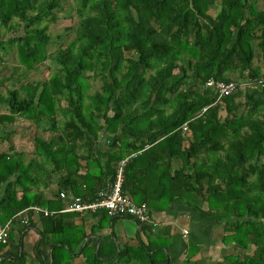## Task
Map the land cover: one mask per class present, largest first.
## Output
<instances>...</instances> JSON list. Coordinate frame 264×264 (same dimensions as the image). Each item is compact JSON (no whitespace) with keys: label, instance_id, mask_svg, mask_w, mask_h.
<instances>
[{"label":"trees","instance_id":"16d2710c","mask_svg":"<svg viewBox=\"0 0 264 264\" xmlns=\"http://www.w3.org/2000/svg\"><path fill=\"white\" fill-rule=\"evenodd\" d=\"M74 1L79 20L52 55L54 70L29 80L47 58L61 0H0V63L16 45L19 65L7 79L20 83L0 94V144L11 140L6 127L17 117L37 132L28 161L12 142L0 148V221L22 225L17 239L13 227L0 244V264H28L22 233L39 224L40 264H172L169 238L153 237L147 223V241L122 245L113 231L89 237L117 217L107 210L60 212L73 197L97 198L123 159V190L136 202L155 211L202 199L206 215L225 221L224 241L244 252L228 254L225 264H264V86L220 96L206 85L210 78L264 83V0ZM97 78L101 88L93 90ZM33 205L58 212L30 210L23 223L20 213ZM98 215L100 227H88ZM13 242L16 257L4 250ZM198 250L190 244L187 257Z\"/></svg>","mask_w":264,"mask_h":264},{"label":"crops","instance_id":"0c3cea01","mask_svg":"<svg viewBox=\"0 0 264 264\" xmlns=\"http://www.w3.org/2000/svg\"><path fill=\"white\" fill-rule=\"evenodd\" d=\"M16 131L18 130L14 132ZM5 141L6 143L8 142L7 139H3L2 143L4 144ZM105 141L106 136H101L99 142L96 144V148L101 149L105 145ZM26 158L27 153L25 152V160L28 161ZM179 165L180 161L178 159L173 161L174 168H177ZM55 184L54 179L51 184L52 188L55 187ZM207 210L208 205L206 201L198 199L195 205L186 201H176L167 209L151 211L152 217L147 223L151 228V235L153 237L161 236L169 238V246L166 248V251L169 256L168 259H170L172 264H225V258L228 254L244 253L234 243H226L224 241V236L227 234L224 231L225 221H218L214 217L206 215L205 212ZM34 218L36 219L37 217ZM70 219L73 218L68 217V220ZM99 220L100 215L89 217L86 225L98 228L100 227ZM39 225L29 226L22 233L24 237L21 238L19 251L24 247L28 264H40V260L35 254V246L38 244L37 240L41 236ZM141 226L132 217L117 216L109 222L107 227L101 228V231L97 233H91L89 237L113 231L118 244L124 245L127 242L137 243L139 239L147 241L148 237L142 231ZM13 227L15 228V239H17L20 236L19 231L22 225L13 224ZM184 229L188 230L187 234L184 233ZM190 244L198 246L199 250L193 256L187 257L188 246ZM255 248L254 244H250L246 251L252 253ZM4 250L8 251L7 254H10L11 257L20 255V253L16 255L18 252L16 253L17 250L14 242L10 243Z\"/></svg>","mask_w":264,"mask_h":264},{"label":"built area","instance_id":"2783aa9c","mask_svg":"<svg viewBox=\"0 0 264 264\" xmlns=\"http://www.w3.org/2000/svg\"><path fill=\"white\" fill-rule=\"evenodd\" d=\"M258 84L263 87V80L240 79L233 81H217L213 78H210L206 82L207 87L215 88L220 96L231 94L237 89L244 90L249 86H257ZM206 109L207 107H205L203 111H205ZM184 129L186 130L187 127L185 126ZM126 161L127 159H123L119 162L114 180L109 182L106 187L99 191L97 198L91 201H85L79 196L73 197L67 201V205L63 209H61L60 212H76L80 216H83L87 213L93 214L101 209H105L111 216L132 217L140 225L148 223L152 217L149 205L146 202H136L129 194H127L123 190L124 168ZM61 197L66 200L68 199V196L65 192H61ZM30 210H32L35 215L39 213H44L45 215H53L58 212L56 210H49L38 205H33L20 213L23 223H28V213ZM20 216L18 215V217ZM12 225V219L8 220L5 223L0 221V244L8 243L9 233ZM184 233L187 234L188 230L184 229Z\"/></svg>","mask_w":264,"mask_h":264},{"label":"rangeland","instance_id":"374dc122","mask_svg":"<svg viewBox=\"0 0 264 264\" xmlns=\"http://www.w3.org/2000/svg\"><path fill=\"white\" fill-rule=\"evenodd\" d=\"M61 4L63 6V9L60 10L58 14V19L56 21H50V27H49V33L52 35V39L48 45L47 48V58L34 70H32L29 74V80H46L51 75L52 71L55 68V64L53 62L52 55L56 53L59 48H61L68 40L71 39L69 31L66 30L69 26H75L78 23L79 20V14L77 13V9L75 6L74 0H61ZM217 7V6H216ZM217 8H213L211 12L216 13ZM16 21V20H15ZM14 21V22H15ZM47 22V20H45ZM23 29V27H18L15 33L20 32ZM59 34L61 36L59 37ZM4 56V62L0 63V94L3 96H6L8 93V90L13 88L14 85L17 84V86H20V83L13 80H8L7 77L11 76L13 73V69L16 65H19V56H18V50L17 46L14 45L11 50L6 51V54ZM4 79V81L2 80ZM16 78V77H15ZM26 82V81H24ZM93 90L100 89L102 81L100 78L93 79ZM6 111V105L0 101V113ZM46 122V121H45ZM31 121L22 118L17 117L15 124H9L6 127V130H12L15 129L18 130L16 132H12L11 134L7 133V136H10V139L7 143L3 144L1 141L0 148L6 149L10 143L14 141L15 148L17 150H25L27 153V160H30L33 158L34 155V144L32 140V136L37 133L36 128L34 125L31 124ZM13 126V127H12ZM44 131L41 130L44 134H48V131L46 130L49 126V124L44 123L43 124ZM12 128V129H11ZM21 128V130H20ZM16 133V135H14ZM6 136V138H7ZM13 139V140H12Z\"/></svg>","mask_w":264,"mask_h":264}]
</instances>
